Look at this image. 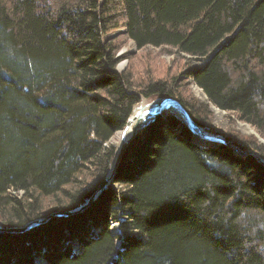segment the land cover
I'll return each mask as SVG.
<instances>
[{
	"label": "trees",
	"instance_id": "1",
	"mask_svg": "<svg viewBox=\"0 0 264 264\" xmlns=\"http://www.w3.org/2000/svg\"><path fill=\"white\" fill-rule=\"evenodd\" d=\"M122 26L137 48L188 55L181 76L264 135V0H0L1 226L86 202L143 98L175 97L211 132L180 75L135 85L118 70ZM203 143L173 111L150 119L85 209L0 230V264H264V163Z\"/></svg>",
	"mask_w": 264,
	"mask_h": 264
},
{
	"label": "rangeland",
	"instance_id": "2",
	"mask_svg": "<svg viewBox=\"0 0 264 264\" xmlns=\"http://www.w3.org/2000/svg\"><path fill=\"white\" fill-rule=\"evenodd\" d=\"M112 34L116 38L114 44L117 55L122 57L117 66L118 70L125 74H130L135 85L146 83L150 79L171 80L172 77H178L180 75V81L178 83H180L183 97L187 100H196L198 103L202 102L208 105L210 112L208 114L209 130L212 133L235 136L242 140H248L252 143L255 142L264 148V135L255 126L239 119L236 113L220 109L214 104L209 103L204 91L194 83L192 78H188L187 75L181 76L180 73L190 63L188 55L179 53L170 46L157 47L147 45L143 48H137L133 40L125 33V26L110 33V35ZM191 64L196 65L198 61L193 59ZM147 100L150 102L154 99ZM249 127L252 131L249 130ZM110 142L118 145L117 132L112 136ZM113 228L117 229L118 225L113 224ZM36 262L37 264H50L42 257H38Z\"/></svg>",
	"mask_w": 264,
	"mask_h": 264
},
{
	"label": "water",
	"instance_id": "3",
	"mask_svg": "<svg viewBox=\"0 0 264 264\" xmlns=\"http://www.w3.org/2000/svg\"><path fill=\"white\" fill-rule=\"evenodd\" d=\"M113 35L114 34H112L111 36H113ZM137 105L134 107L133 112H132L131 116L129 117L125 127L123 129L119 130V131H121V140H120L119 144L116 145V152H115L114 161H113L112 167H111L108 175L106 176L101 187L86 202H84L81 206H79L76 209L52 212L47 217L37 218V219L29 222L25 226H22V227H3L0 225V230L11 231V232L12 231H24V230L32 227L35 224L45 222L46 220H48L52 216L69 215V214H72L74 212L85 209L88 205H90L95 200V198L100 193V191H102L108 185H112L111 182H113L114 174H115V172L119 166V163L123 157V154L125 153L129 142L135 136L137 130L142 125H144L146 122H148L150 119H153L154 117H156L160 114H166V113H170L173 111V112L179 114L183 118L185 124L189 127L192 134H194L195 136H199V137L203 138V142L205 144H207V143L225 144L229 147H232L235 150V152H237L240 155L252 154L258 160H260L261 162L264 163V158L259 154V152L257 150H255L253 148L252 149H242L238 145L228 142L225 139V137L222 136L221 134L212 133V132H209V131L203 129L198 123H196L194 121L191 114L186 109V107L182 104V102L175 97L163 96V97H158V98L150 101V105H149L148 109L143 110V112H141L136 117L135 122H133L132 117H133V113H134V110L136 109ZM131 126H132L131 132L128 134ZM119 131H117V132H119Z\"/></svg>",
	"mask_w": 264,
	"mask_h": 264
},
{
	"label": "bare ground",
	"instance_id": "4",
	"mask_svg": "<svg viewBox=\"0 0 264 264\" xmlns=\"http://www.w3.org/2000/svg\"><path fill=\"white\" fill-rule=\"evenodd\" d=\"M149 105H150V102H149L147 99H144V98H143V100L137 105L136 109L134 110L133 117H132V118H133V119H132L133 122H135L136 117H137L141 112H143V110L148 109ZM131 128H132V126L130 127L128 134L131 132ZM249 130L252 131V129H251L250 127H249ZM117 136H118V143H117V144H119V142H120V140H121V131L117 132ZM193 136H194L195 138H198V137H199V136H195L194 134H193ZM202 140H203V138H202ZM116 142H117V141H116Z\"/></svg>",
	"mask_w": 264,
	"mask_h": 264
}]
</instances>
